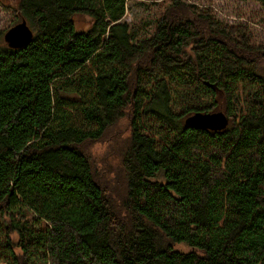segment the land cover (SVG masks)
<instances>
[{"label": "trees", "instance_id": "trees-1", "mask_svg": "<svg viewBox=\"0 0 264 264\" xmlns=\"http://www.w3.org/2000/svg\"><path fill=\"white\" fill-rule=\"evenodd\" d=\"M127 2L17 0L31 43L0 33V264H264V45L192 0L143 36ZM121 120L100 173L82 147Z\"/></svg>", "mask_w": 264, "mask_h": 264}, {"label": "rangeland", "instance_id": "rangeland-1", "mask_svg": "<svg viewBox=\"0 0 264 264\" xmlns=\"http://www.w3.org/2000/svg\"><path fill=\"white\" fill-rule=\"evenodd\" d=\"M192 3L198 6L200 12L210 14L220 23L234 28H245L253 45H264V8L255 1L192 0ZM16 4L17 0H0V33L4 34L23 20L14 10ZM171 5L172 0H128L123 22H127L130 27L138 28L143 36L150 34L154 29L155 20L162 16ZM170 88L171 91L178 92L175 85L171 84ZM171 106L175 114L180 113L179 105H174L172 102ZM126 125V120H121L117 126H113L106 132L100 143H88L82 147L83 152L100 173L103 169L111 172V158L107 155L111 144L123 137ZM101 179L105 187H110L109 193L121 192L125 187L123 176L115 177L111 174ZM24 211L26 214L27 210ZM25 227L30 225L26 223ZM176 248L188 249L184 245H177ZM33 252L36 258H39L37 264H47L40 259L41 253Z\"/></svg>", "mask_w": 264, "mask_h": 264}, {"label": "water", "instance_id": "water-1", "mask_svg": "<svg viewBox=\"0 0 264 264\" xmlns=\"http://www.w3.org/2000/svg\"><path fill=\"white\" fill-rule=\"evenodd\" d=\"M33 38V31L26 21L10 28L4 36L11 48L20 49L29 45ZM186 124L198 130L222 131L227 128L229 119L222 111L213 113H195L186 118Z\"/></svg>", "mask_w": 264, "mask_h": 264}]
</instances>
